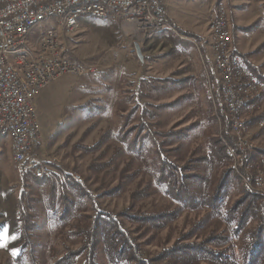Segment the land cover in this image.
<instances>
[{"label": "rangeland", "instance_id": "374dc122", "mask_svg": "<svg viewBox=\"0 0 264 264\" xmlns=\"http://www.w3.org/2000/svg\"><path fill=\"white\" fill-rule=\"evenodd\" d=\"M220 3L227 8L233 48L251 53L248 60L264 74V47H260L264 43V0H169V20L175 31L157 33L141 46L143 60L135 46L127 43L120 19L83 16L78 26L66 33L64 46L70 55L96 63L98 70L86 75L65 74L38 96L42 138L33 157L59 168L61 175L53 173L47 180H35L28 165L20 168L13 162L10 136L0 135V264H31L28 255L25 260L18 256L24 242L18 222L23 192L33 199L34 215L39 218L34 253L40 263L49 264L63 254L66 242L78 246L80 241L74 235L76 238H70L76 220L65 226L59 222L61 198L57 189L53 191V181L57 184L58 178L73 177L95 196L99 208L115 215L130 207V213L140 209L156 212L175 205L163 191L152 188L158 144L171 162L189 165L193 158L190 164L195 166L207 152V137L218 132L222 136L226 120L237 145L224 101L222 75L214 66L210 48L209 15ZM48 29H58L54 18L33 27L28 36L30 48H36L37 40ZM152 80L156 90L150 91L152 85L146 82ZM146 92L147 105L141 99ZM245 116L254 132L257 158L264 154V126L259 125L264 122V100ZM143 117L147 125L141 123ZM145 128L150 130L146 136ZM124 133L125 144L121 141ZM133 142L137 152L129 147ZM238 155L233 156V167L247 185L243 171L234 166ZM246 159L243 156V161ZM213 178L203 190L213 189ZM239 185L242 188L243 184ZM136 190L149 194L132 202ZM236 192L238 196L240 191ZM91 206L86 204V209L91 210ZM202 214L201 210L186 209L161 228L127 220L126 226L152 255L190 230ZM213 224L206 223L201 234L207 235ZM98 261L110 264L102 244Z\"/></svg>", "mask_w": 264, "mask_h": 264}, {"label": "trees", "instance_id": "16d2710c", "mask_svg": "<svg viewBox=\"0 0 264 264\" xmlns=\"http://www.w3.org/2000/svg\"><path fill=\"white\" fill-rule=\"evenodd\" d=\"M260 47L263 48L264 43ZM233 52L240 55L264 82L260 66L256 67L248 60L251 53L244 54L235 49ZM155 82L146 83L153 86ZM152 86L150 91L156 90ZM148 96V92L141 94V99L146 100ZM142 114H145V108ZM141 123L147 125L144 117ZM228 125L225 120L222 136L218 132L207 137V152L198 158L195 164L197 168L190 164L194 162L193 158L189 165L179 166L171 162L163 155L162 145H157L158 160L154 164L152 188L163 191L175 203L174 207L156 212L140 209L137 213H130V207L115 215L99 208L95 196L73 177L58 178L57 184L53 181V191L57 189L61 198L59 222L65 226L69 224L68 221L76 220L70 238L77 236L80 241L78 246L66 242L63 254L49 264H100L98 253L101 244L110 264H264V197L245 185L241 173L234 169V155L230 152L234 140ZM148 132L149 129L145 136ZM121 141L124 144L127 141L126 133ZM129 147L135 152L138 150L135 142ZM213 176L216 178L213 189L210 192L207 188L203 190V187L212 184ZM34 177L38 181L47 180V176ZM239 184H243L242 188ZM237 190L240 191L238 196ZM148 194L145 190H136L132 193V202ZM88 203L92 205L91 210L86 209ZM186 209L201 210L203 214L190 230L152 255L147 253L138 235L135 236L126 226L127 220L140 226L149 227L152 224L161 228L178 218ZM38 220L34 215L33 199L23 192L19 197L18 222L24 242L18 256L25 260L28 255L31 264H47L40 263L34 253L37 248L35 232L39 227ZM210 221L214 224L209 233L201 234Z\"/></svg>", "mask_w": 264, "mask_h": 264}, {"label": "built area", "instance_id": "2783aa9c", "mask_svg": "<svg viewBox=\"0 0 264 264\" xmlns=\"http://www.w3.org/2000/svg\"><path fill=\"white\" fill-rule=\"evenodd\" d=\"M169 0H0V127L14 132L17 157L37 174L61 175L59 168L44 162L35 169L33 152L42 138L37 98L40 92L65 74L86 75L98 70L94 62L75 59L66 47V33L78 26L83 16L117 18L130 46H143L157 33L175 31L169 20ZM227 8L217 5L209 15L210 48L215 68L222 75L223 94L233 128H242L245 112L264 100V82L233 52V33ZM54 18L58 29H48L30 48V31L42 21ZM250 128L249 135L253 136ZM239 145L235 167L243 171L247 146ZM244 174V173H243ZM256 189L264 196V178L252 163ZM81 181V179H79Z\"/></svg>", "mask_w": 264, "mask_h": 264}, {"label": "bare ground", "instance_id": "6f19581e", "mask_svg": "<svg viewBox=\"0 0 264 264\" xmlns=\"http://www.w3.org/2000/svg\"><path fill=\"white\" fill-rule=\"evenodd\" d=\"M259 125H260V127H263L264 122H260ZM250 128L251 127H249L247 120H242V128H233L234 137L237 141V145L232 147L230 151L233 155H238L237 154V153H239L238 143H242V146H247V150L244 152L243 156H246L248 161H247V159H246V161H243V173L246 172L245 174H252V163H253L254 168L256 169L257 173H259V177L264 178V154H261V155L257 156V158H255L253 152H255L256 145L254 146L253 145L254 142L252 143L253 136H251V143H249V139H243V135H249ZM0 135H9L10 136L12 160L17 166H20V168H21L20 158L17 157V146L15 143L14 132H10V130L7 129V127H0ZM35 169H44V162L36 161L35 162ZM49 175H52V174H37L35 176L37 178H42V177H46ZM75 177H78L80 179V177L78 175H75ZM248 184L251 188H252V186H255V179H248ZM254 190H256V189H254ZM256 191H258V190H256Z\"/></svg>", "mask_w": 264, "mask_h": 264}, {"label": "water", "instance_id": "95a60500", "mask_svg": "<svg viewBox=\"0 0 264 264\" xmlns=\"http://www.w3.org/2000/svg\"><path fill=\"white\" fill-rule=\"evenodd\" d=\"M135 49H136V53L139 56V58L141 60H143L142 47H141L140 43H138V42L135 43Z\"/></svg>", "mask_w": 264, "mask_h": 264}, {"label": "crops", "instance_id": "0c3cea01", "mask_svg": "<svg viewBox=\"0 0 264 264\" xmlns=\"http://www.w3.org/2000/svg\"><path fill=\"white\" fill-rule=\"evenodd\" d=\"M38 99V98H37ZM38 102V101H37Z\"/></svg>", "mask_w": 264, "mask_h": 264}]
</instances>
